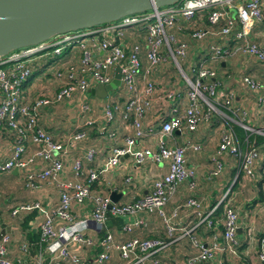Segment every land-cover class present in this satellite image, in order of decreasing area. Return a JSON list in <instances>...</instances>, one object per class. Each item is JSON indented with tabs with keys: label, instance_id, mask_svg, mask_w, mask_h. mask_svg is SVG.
<instances>
[{
	"label": "built area",
	"instance_id": "built-area-1",
	"mask_svg": "<svg viewBox=\"0 0 264 264\" xmlns=\"http://www.w3.org/2000/svg\"><path fill=\"white\" fill-rule=\"evenodd\" d=\"M263 19L264 0H179L146 13L124 16L109 24L85 30L80 37L78 31L59 34L36 46L0 57V127L5 128L13 137L10 155L0 159V173L11 169L19 170L22 172L25 188L35 190L45 182L53 184L57 193L53 209H46L38 202H29L16 204L9 211L10 216H15L20 212L36 210L42 217L37 226L40 232L39 241L45 244L49 256L45 259L38 255L31 264H81V252L94 245L93 238L87 232L88 221L102 234L97 243L101 250L92 259L95 263L106 261L111 248L117 251L119 258L126 264H136L150 258L154 252L165 246L166 243L158 238L132 237L121 243H113L112 234L105 223L106 212L115 217H128L137 212L149 213L155 210L161 218L167 238L177 240L188 237L190 244L197 250L195 257L188 260V264H206L216 254L228 253L234 257L237 255L234 237L237 212L226 199L227 192L218 200V203H222L220 233L211 235L207 243L196 238L192 231L183 230L179 236H174L179 227L171 218L176 215L179 206L174 207L168 217L164 215L162 208L180 183L186 182L188 188L193 189L194 170L185 165L184 153L188 148L198 150L199 145L186 140L183 145L168 147L165 137L176 130L191 133L200 120H210L215 115L220 121V131L218 144L210 158L214 167L209 174L214 175L219 171L221 164L217 156L224 153L237 160L238 169L243 175L250 178L255 176L252 166L258 159L259 152L255 147L247 146V138L244 139V148H241V143L236 139L228 121L229 116L225 113L228 111L234 116L243 117L245 111L231 107L232 92L217 89L216 73L211 63L241 55L252 57L264 69V43L260 44L250 37L254 23ZM137 24H141L139 28L143 29L144 35L143 68L138 59V45L127 46L122 42V29ZM184 30H188V36L193 42L211 39L204 50L202 49V58L191 67V77L184 73L182 75L188 87V104L179 113L172 106L166 119L147 125L143 123V117L154 94L161 92L163 99H174L172 91L161 90L147 76L166 57L182 73L180 63L187 57L188 42L178 35ZM66 46L78 49V63L76 66L54 69L52 76L58 87L52 98L39 96L31 101H24L21 96V83L30 74L34 57L48 54V49L57 54ZM115 66L119 67L120 74L117 88L125 96L120 117L128 122L132 132L123 138L120 147H114L110 151L99 172L109 170L125 155L131 157L134 165H141L146 159L156 164L167 163L166 173L152 182L148 193L123 203H112L106 195L90 193L89 183L97 179L95 170H87L84 181L60 180L62 143L38 125V113L43 106L68 99L74 94L81 101L90 87L104 85L111 80ZM137 76L143 80L140 88L137 87ZM240 81L250 92L256 94V102L263 105L264 85L247 75H241ZM80 108L85 110L88 106L81 101ZM102 116L106 121L111 118L109 103L104 105ZM241 120L237 123L244 129H249ZM92 122L90 120L86 124ZM262 130L255 132L264 136ZM152 134H157L158 137L155 151L139 145L142 138ZM84 137L85 131L79 129L69 141L72 143ZM28 143L34 146V150L31 156L26 157L24 153ZM91 154V151H87L86 158L89 159ZM36 158L46 164L32 170ZM72 169L75 175H81L78 160L73 161ZM128 180L129 178L125 179ZM262 186L264 195V183ZM85 200H89L91 205L88 216L75 219L72 206L82 205ZM182 206L190 209L191 213L199 212V202L194 196H188ZM55 223H58L57 227ZM142 224L141 219L125 221L121 230L129 232ZM1 228L0 225V230ZM7 240L8 236L3 234L0 239V264H26L22 260L7 256ZM20 250L25 253L26 245H21ZM256 254L261 264H264V223L257 239ZM151 263L159 264L156 259Z\"/></svg>",
	"mask_w": 264,
	"mask_h": 264
},
{
	"label": "crops",
	"instance_id": "crops-1",
	"mask_svg": "<svg viewBox=\"0 0 264 264\" xmlns=\"http://www.w3.org/2000/svg\"><path fill=\"white\" fill-rule=\"evenodd\" d=\"M250 37L260 44L264 43V19L254 23ZM184 40L188 42V49L186 59L180 63L182 73L166 57L147 76L149 80L157 85L162 84L161 90H170L174 95L173 100L163 99L161 92H157L152 96L150 107L143 117V123L147 125L166 119L172 106H175L176 111L179 113L188 104V87H186L182 75L184 73L186 76L191 77V67L202 58L203 50L211 39L193 42L188 36ZM122 42L127 46L138 45V59L143 68L145 66L144 35L137 29L127 28L124 30ZM79 54L78 49L70 47L62 55L59 54L57 58H51L50 53L49 55H36L33 61V65L37 66L36 71L21 89L23 100L31 101L35 97L40 96V94L52 98L58 83L49 75L51 68L55 69L56 67H67L77 64ZM49 57L52 61L47 62ZM211 66L216 73L217 89L232 92L233 101L230 104L231 107H237L245 111L243 117L234 116L228 111L225 112L229 116L228 121L231 124V128L232 125H236L244 132L248 130L249 133H257L255 132L256 130H262V105L256 102V94L250 92L240 81L241 75H247L264 85V69H262V65L252 57L238 55L226 58L220 62H212ZM113 71L114 68L112 73ZM136 80L137 87L140 88L143 85L142 77L137 76ZM89 89L81 100L85 102L88 109L82 110L80 108V98L74 94L68 99L50 103L39 110L38 125L55 140L62 143L63 146V151L60 155L62 171L59 179L70 182L84 181L85 172L87 170H95L97 179L91 186V194L100 193L109 198V193L113 191L117 198L112 203L135 200L148 193L151 190L152 182L166 173L167 163L156 164L146 159L143 164L134 165L131 157L125 155L109 170L99 172L110 151L114 147H120L123 143V138L126 135H130L132 129L128 122H124L120 117L125 96L119 92V88L116 87L111 92H106L103 98L91 94ZM107 103L110 104L111 118L106 121L102 114L104 105ZM216 118L214 115V118L210 120H200L195 130L191 133L176 130L170 136L165 137V143L168 147L180 146L186 140H189L193 144H198L199 149L188 148L184 153L185 165L194 170L195 184L193 189L190 190L186 182L180 183L170 199L164 204L162 210L164 215L168 217L172 209L179 206L176 215L171 218L179 227L174 236H179L183 230L192 231L196 238L207 243L211 235L221 232L222 203H218V200L222 194L227 192L226 199L237 212V228L234 235L237 255L234 257L228 253L216 254L206 264H261L256 253L257 239L264 223L263 188L258 187V181L264 174V145L256 147L259 157L252 166L254 177L250 178L243 175L238 169L237 160L224 153L217 156V160L221 164L219 171L214 175H210L209 172L214 167V163L210 158L218 144L220 131V121ZM239 119H242V124L249 127V129H244L237 123ZM90 120H93V122L86 124ZM79 129L85 131V137L71 143L69 141L70 138ZM232 131L234 132L233 128ZM257 134L262 135L260 133ZM243 136V141L248 138L246 133ZM235 137L241 143V148H244L245 142H241L236 135ZM157 138V134L148 135L142 138L139 145L150 151H155ZM11 149L12 139L0 130V159L9 156ZM33 150L34 146L28 143L24 156H31ZM87 151L92 152L89 159L85 155ZM74 160L79 161L81 175H75L72 169ZM34 163L32 170L44 167L46 164L38 158L35 159ZM126 178H129V180L125 181ZM188 196H194L199 202L198 214L191 213L190 209L182 206ZM22 200H26L27 203H29L28 201L38 202L46 209H53L57 201V193L53 184L45 182L35 190L25 188L23 175L19 170L11 169L0 173V225L1 229L6 231L4 234L8 236V240L5 243L7 256L11 259H19L26 264H31L38 255L46 259L49 256V251L45 244H41L35 253L21 252V245H26L27 241L20 228V223L22 218L32 210L17 213L15 216H10L9 211L13 203L24 202ZM90 208V201L85 200L82 205L72 206V214L75 219L84 218L88 216ZM41 218L35 210L34 216L28 221L29 228L36 229ZM120 218L122 224L125 221L134 219H141L143 224L140 227L131 229L129 232L112 226L110 231H112L113 243H118L130 237H157L162 238L166 243L163 248L154 252L150 258L136 264H152L151 261L154 259L158 260L159 264H188V260L197 254V250L190 244L188 237L184 236L173 240L165 236L161 218L155 210L149 213L137 212L128 217ZM55 226L57 227L58 223H55ZM87 232L93 238L94 245L81 252V264H105L109 258H111V261L107 264H126L119 258L117 251L113 248L109 250L106 261L101 263L93 262V257L99 251L97 243L101 237V232L91 221H88ZM2 235H0V239ZM26 251H28L27 245ZM115 260H118L119 263H116ZM67 264L71 263L68 262ZM194 264L202 263L195 262Z\"/></svg>",
	"mask_w": 264,
	"mask_h": 264
},
{
	"label": "water",
	"instance_id": "water-1",
	"mask_svg": "<svg viewBox=\"0 0 264 264\" xmlns=\"http://www.w3.org/2000/svg\"><path fill=\"white\" fill-rule=\"evenodd\" d=\"M179 0H0V57L36 46L68 32L93 29L120 18L171 5ZM115 66L107 84H96L91 94L103 98L119 84ZM117 195L109 193L110 202ZM5 230H0V235Z\"/></svg>",
	"mask_w": 264,
	"mask_h": 264
},
{
	"label": "trees",
	"instance_id": "trees-1",
	"mask_svg": "<svg viewBox=\"0 0 264 264\" xmlns=\"http://www.w3.org/2000/svg\"><path fill=\"white\" fill-rule=\"evenodd\" d=\"M146 12H149V11H146ZM145 12V13H146ZM71 46H66L64 47L59 53L57 54H54L52 53V49H48L47 52H48V55L49 53L51 54V58H57L58 55H62L63 53H65L68 48H70ZM51 58L49 57L47 59V62H49L51 60ZM52 61V60H51ZM5 67V65H3ZM1 66V67H3ZM36 65H31V72L30 74L25 78V80L21 83V89L23 88L24 84L33 76L34 74V71H36ZM261 121H262V125H263V130H264V103L262 105V113H261ZM1 131L5 132V134L10 137L13 141V137L11 134H9L5 128L3 127H0ZM232 128L235 132V135L237 136V138L242 142L243 140V135L246 133L248 135V138H247V146H253V147H258V145H264V136L262 135H259L257 133H249V131H246L244 132L240 127L236 126V125H232ZM244 142V141H243ZM96 180L92 181L91 183H89V190L91 191V186L93 184V182H95ZM264 183V174L262 175V177L259 179L258 181V187L262 188V185ZM100 194V193H98ZM100 195H103V194H100ZM221 206V204H219ZM218 205V206H219ZM35 214V210H32L30 213H28L27 215H25L23 218H22V221L20 223V228L21 230L23 231L24 233V236L26 238V245H27V248H28V251L26 252H30V253H35V251L38 249L39 245L41 246L42 243H40L39 241V236H40V232H39V229L36 228V229H30L29 226H28V221L32 219V217L34 216ZM106 227L107 229L110 231L111 230V227L114 226L116 227L117 229L121 228V224H122V220L120 217H115L113 215H111L109 212H106ZM112 232V231H110ZM112 234V233H111ZM102 236V234H101ZM132 238V237H130ZM128 238V239H130ZM138 238H141V237H138ZM101 239V237L99 238V240ZM159 239V238H158ZM127 239H124L118 243H121L123 241H125ZM99 247V251L101 250L100 246ZM237 249V247H236ZM97 252V253H98Z\"/></svg>",
	"mask_w": 264,
	"mask_h": 264
},
{
	"label": "rangeland",
	"instance_id": "rangeland-1",
	"mask_svg": "<svg viewBox=\"0 0 264 264\" xmlns=\"http://www.w3.org/2000/svg\"><path fill=\"white\" fill-rule=\"evenodd\" d=\"M141 26V24H137L136 26H130V27H126V28H123L122 29V33L124 34V30L125 29H127V28H131V29H137L138 31H140L141 33H142V35H143V29H141V28H139ZM86 30V29H85ZM85 30H81V31H78L77 33H85L84 31ZM188 30H184L182 33H180L178 36L180 37V38H182V39H187L188 38V34H189V32H187ZM128 32H131V31H128ZM36 55V54H35ZM76 66L77 64H73L72 66ZM159 65V64H158ZM54 68H51V72L49 73V75H50V77H52L53 78V76H52V72L54 71L53 70ZM156 86H158V87H162V84H156ZM109 92H111V91H109ZM120 94V93H119ZM40 96H42L41 94H40ZM37 97H39V96H37ZM22 201H24V202H18V203H13L12 204V207L14 206V204H20V203H27V201L26 200H22ZM28 202H33V201H28ZM152 238H157V237H152ZM159 239H162V238H159ZM111 261V258H109L108 259V261H107V263H109ZM122 261H124V260H122ZM115 262L116 263H119V261L118 260H115ZM125 262V261H124ZM107 263H105V264H107Z\"/></svg>",
	"mask_w": 264,
	"mask_h": 264
},
{
	"label": "bare ground",
	"instance_id": "bare-ground-1",
	"mask_svg": "<svg viewBox=\"0 0 264 264\" xmlns=\"http://www.w3.org/2000/svg\"><path fill=\"white\" fill-rule=\"evenodd\" d=\"M80 36H83V35L80 33V34H78V37H80Z\"/></svg>",
	"mask_w": 264,
	"mask_h": 264
}]
</instances>
